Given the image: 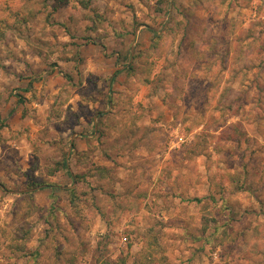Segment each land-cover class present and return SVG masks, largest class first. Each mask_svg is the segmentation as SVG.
Masks as SVG:
<instances>
[{
	"label": "rangeland",
	"instance_id": "1",
	"mask_svg": "<svg viewBox=\"0 0 264 264\" xmlns=\"http://www.w3.org/2000/svg\"><path fill=\"white\" fill-rule=\"evenodd\" d=\"M0 264H264V0H0Z\"/></svg>",
	"mask_w": 264,
	"mask_h": 264
},
{
	"label": "trees",
	"instance_id": "2",
	"mask_svg": "<svg viewBox=\"0 0 264 264\" xmlns=\"http://www.w3.org/2000/svg\"><path fill=\"white\" fill-rule=\"evenodd\" d=\"M111 81H113V78L111 79ZM63 167L64 168L67 167L66 161L63 162ZM68 174H69L70 177L74 178V176L70 172ZM46 187H48V188H54L53 185H46ZM69 191H72V190L69 189Z\"/></svg>",
	"mask_w": 264,
	"mask_h": 264
}]
</instances>
